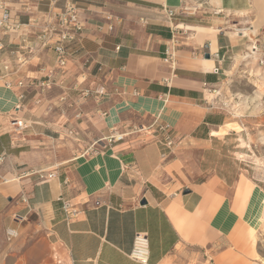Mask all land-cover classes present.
<instances>
[{
	"label": "crops",
	"instance_id": "0c3cea01",
	"mask_svg": "<svg viewBox=\"0 0 264 264\" xmlns=\"http://www.w3.org/2000/svg\"><path fill=\"white\" fill-rule=\"evenodd\" d=\"M200 1L205 6L195 16L175 17L190 33L177 32L184 41L171 47L165 10L179 12L195 0H0V19L4 10L10 18L9 30L0 27V232L12 228L21 237L40 230L65 264H139L129 254L134 236L145 233L148 264H164L184 242H238L264 228L263 180L208 173L199 161L215 143L243 132L237 102L223 88L238 73L237 58L250 43L256 49L264 33V0ZM69 2L83 27L65 45L64 84L70 100L92 90L79 120L75 109L58 103V87L37 105L35 90L5 87L43 80L56 67L57 36L46 29ZM229 23L248 26V33H233ZM20 91L25 100L17 112ZM10 119L26 128L14 133ZM132 125L143 134L79 155L113 128L123 134ZM152 125H168L175 145L147 132ZM35 172L55 177L41 181Z\"/></svg>",
	"mask_w": 264,
	"mask_h": 264
},
{
	"label": "rangeland",
	"instance_id": "374dc122",
	"mask_svg": "<svg viewBox=\"0 0 264 264\" xmlns=\"http://www.w3.org/2000/svg\"><path fill=\"white\" fill-rule=\"evenodd\" d=\"M229 24L232 26L228 27H233L230 30L239 36L248 33L246 25ZM256 39V49L251 50L250 43L237 58L238 73L223 88V92L237 102L233 105L241 118L243 132L237 136L230 134L215 143L204 160L200 157L199 161L207 167L208 173L215 171L230 177L243 173L264 182V33ZM12 121L10 119L9 126ZM240 137L244 142L237 140ZM4 233L0 232V264H65L58 251L42 239L44 235L40 230L26 232L21 237L17 232L11 242L5 240ZM242 238L234 242L228 237L206 245L184 242L164 264H264V228L250 235L244 233Z\"/></svg>",
	"mask_w": 264,
	"mask_h": 264
},
{
	"label": "built area",
	"instance_id": "2783aa9c",
	"mask_svg": "<svg viewBox=\"0 0 264 264\" xmlns=\"http://www.w3.org/2000/svg\"><path fill=\"white\" fill-rule=\"evenodd\" d=\"M196 5L194 6H184L181 8L179 12H176L171 9L165 10L166 20L169 24V29L172 33V38L170 40L171 47H179L182 43L180 37L177 36V32L182 33L183 37L187 38L189 36L190 31L181 30L177 25L174 24V19L178 14L185 16H195L198 12L202 11L205 4L200 0H195ZM9 13L7 10H4L0 19V27L5 30L10 29L9 24ZM83 24L80 21L78 8L74 3H66L63 9L50 17V22L47 24L46 32L52 35L57 36L56 44L53 48V51L56 55V67L45 70V77L43 80H38L36 78H27L25 81H19L15 83V85L11 83H6L5 87L7 89H11L16 87L19 90L22 89H33L36 92L37 98H35V104H39L42 98V95L50 92L53 88H59L62 90V95L58 99V103L61 105H67L68 108L75 109L74 119L79 120L82 112L81 106L85 103V101L92 96V90L90 89H82L79 91L78 97L70 100L67 95L68 88L65 86L64 81L67 76V63H68V52L66 50V44L73 42L81 33ZM112 29L111 27L109 28ZM2 44L0 42V49L2 48ZM166 55L171 58L172 54L169 51H166ZM19 66H22L26 63V60H19ZM4 72H10L8 66L3 67ZM80 84H76L71 89L78 90ZM212 94L216 93L215 89L209 90ZM95 95L101 96L103 92H95ZM18 105L15 108V111H19L21 107V103L25 100V94L23 92H19L17 96ZM12 126L14 133L22 132L26 126L22 120L14 119L12 121ZM154 127V128H153ZM147 132H160L163 134V140L165 145L168 148H172L175 145V140L173 139L171 129L168 125H152V128L147 130ZM69 136L75 138V141L79 142L77 139V135L74 130L70 129L67 133ZM127 134L130 135H142L143 129L139 126H130L127 132L123 134H118L117 129L113 128L110 134L107 137H102L101 139L87 143L84 147L78 150L79 155L81 156H89L100 152L105 147H110L113 143L122 142ZM28 172H22L20 177L25 176ZM35 174L39 177L41 181H49L55 177L54 173L42 174L39 172H35ZM64 212L68 216H72L74 214L71 211L70 206L67 202H63ZM5 240L7 242H11L17 237V232L14 229L7 228L4 233ZM129 258L134 262L139 264H148L149 261V244L148 237L145 233H137L133 239V245L131 252L129 254Z\"/></svg>",
	"mask_w": 264,
	"mask_h": 264
},
{
	"label": "bare ground",
	"instance_id": "6f19581e",
	"mask_svg": "<svg viewBox=\"0 0 264 264\" xmlns=\"http://www.w3.org/2000/svg\"><path fill=\"white\" fill-rule=\"evenodd\" d=\"M252 186V185H251ZM254 188V187H253ZM252 190H254V189H252ZM251 191V190H250ZM258 192V191H257ZM253 194V193H252ZM258 195V194H257ZM259 196V195H258ZM257 198V197H256ZM262 201H263V199H262ZM254 217V216H253ZM255 218V217H254ZM260 220V219H259ZM261 221V220H260ZM252 222V221H251ZM262 224V223H261Z\"/></svg>",
	"mask_w": 264,
	"mask_h": 264
},
{
	"label": "water",
	"instance_id": "95a60500",
	"mask_svg": "<svg viewBox=\"0 0 264 264\" xmlns=\"http://www.w3.org/2000/svg\"><path fill=\"white\" fill-rule=\"evenodd\" d=\"M144 204H145V201H142V202H141V205H144Z\"/></svg>",
	"mask_w": 264,
	"mask_h": 264
}]
</instances>
